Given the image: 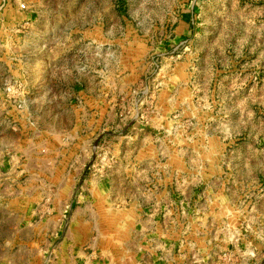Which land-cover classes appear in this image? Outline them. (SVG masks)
Listing matches in <instances>:
<instances>
[{"label":"rangeland","instance_id":"374dc122","mask_svg":"<svg viewBox=\"0 0 264 264\" xmlns=\"http://www.w3.org/2000/svg\"><path fill=\"white\" fill-rule=\"evenodd\" d=\"M6 2L0 264H264V0Z\"/></svg>","mask_w":264,"mask_h":264},{"label":"built area","instance_id":"2783aa9c","mask_svg":"<svg viewBox=\"0 0 264 264\" xmlns=\"http://www.w3.org/2000/svg\"><path fill=\"white\" fill-rule=\"evenodd\" d=\"M6 4H7L6 0H2L0 10L2 8H4L6 6ZM18 7H19L20 10H25L26 9V4L20 3Z\"/></svg>","mask_w":264,"mask_h":264},{"label":"crops","instance_id":"0c3cea01","mask_svg":"<svg viewBox=\"0 0 264 264\" xmlns=\"http://www.w3.org/2000/svg\"><path fill=\"white\" fill-rule=\"evenodd\" d=\"M13 224V223H12ZM1 227H3V226H1ZM0 227V228H1ZM11 227H13V226H7L6 228H7V230H6V232L4 233L5 235H7V234H9L10 233V231L9 230H11L12 228ZM18 227V226H17ZM28 227V226H27ZM8 228H10V229H8ZM13 229H15V228H13ZM7 239H9V238H7ZM19 240H21L22 242H24L21 238H18ZM25 243V242H24ZM29 250V249H28ZM6 255V254H5ZM1 258V257H0Z\"/></svg>","mask_w":264,"mask_h":264}]
</instances>
